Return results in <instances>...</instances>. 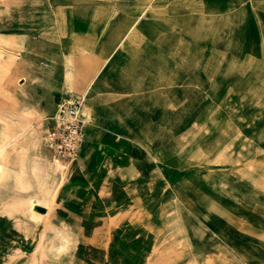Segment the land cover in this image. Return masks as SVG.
<instances>
[{
	"label": "rangeland",
	"instance_id": "374dc122",
	"mask_svg": "<svg viewBox=\"0 0 264 264\" xmlns=\"http://www.w3.org/2000/svg\"><path fill=\"white\" fill-rule=\"evenodd\" d=\"M84 5L101 14V32L105 35L109 29L121 27L115 16L138 11L124 32L126 38L147 11L150 32L153 28L163 30L165 50L158 56L157 52L154 56L149 53V63L161 65L140 67L129 65L137 61L129 60L131 52L122 48L107 60L110 53L105 54L103 40L92 42L67 35L56 23L58 20L48 19L47 27L40 23L36 29L16 34L0 32V214L15 220L33 218L29 215L33 213V200H42L47 206H34L41 212L48 210L35 225H20V233L38 235V241L27 248L34 254L31 261L35 264L47 262L49 237L95 234L96 227L82 226L84 218L93 221L106 217L111 225L96 228L101 235H108L128 222L131 200L127 201L123 189L115 184L106 202L115 210L109 215L97 211L106 205L100 197L104 190L100 187L101 174L94 168L92 156L98 149H107L98 147L103 140L110 135L117 138L116 150L121 154L125 150L119 148L125 144L123 135L143 128V136L138 132L139 140H144L143 150H148L149 168L155 169L163 166L164 154L188 156L193 141L204 137H199L204 131L187 130L190 124L204 122L206 112H219L237 102L221 98V92L233 85L226 82V76L241 69L227 64L241 56L237 51L218 49L219 18L206 8L203 0H85ZM98 54L100 58H94ZM176 62L182 65H174ZM16 63L30 74L23 77L24 83L19 80L22 75L14 70ZM80 65H84L85 75ZM67 92L85 95L86 138L80 154L61 162L50 156L45 132L47 121L55 112L54 98ZM256 101L263 103L264 99ZM157 144L161 150L156 148ZM134 148L138 152L134 149L133 154L140 155L141 146ZM128 160L113 163L123 168L112 170L122 173L118 179L124 177V167L133 165L140 169L139 164ZM165 173L167 185L172 171L165 169ZM165 204L173 208L172 198H166ZM173 213V209L166 211L170 220H166L161 249L150 250V257H164L166 264H172L174 253L182 254L188 246L182 236V240H174L178 235L172 232ZM176 215L179 224V210ZM107 245L101 243L102 251L108 249ZM127 248L122 238L114 250L124 252Z\"/></svg>",
	"mask_w": 264,
	"mask_h": 264
},
{
	"label": "crops",
	"instance_id": "0c3cea01",
	"mask_svg": "<svg viewBox=\"0 0 264 264\" xmlns=\"http://www.w3.org/2000/svg\"><path fill=\"white\" fill-rule=\"evenodd\" d=\"M203 2L219 18L221 46L218 49L237 51L241 56L227 64L241 69L226 76V82L233 85L221 92V98L236 99V105L222 107L219 112H206L204 122L190 124L187 130L204 131L205 134L199 135L204 137L193 141L188 156L164 154L163 166L155 169L149 168L148 150H143L144 140H139L138 132L143 136V128L123 135L125 144L119 148L125 150L121 154H117V138L110 135L103 140L98 147L107 149H98L92 156L93 166L101 174L100 187L104 190L100 197L106 205L97 211L109 215L115 210L106 203L115 184L123 189L125 199L131 200L130 220L108 235H101L96 233V228L109 226L111 222L106 217L93 221L84 218L82 226L96 227L95 234L49 237L45 264H166L164 257H150V250L161 249L159 243L165 240L166 220H170L166 211L171 209L174 211L172 232L178 235L174 240L182 236L183 241L188 242L184 253H174L172 264H264V102L256 101L264 99V86H261L264 84V0ZM84 3L85 0H0V32L16 34L36 29L40 23L47 27L48 19L58 20L56 23L67 35L92 42L103 40L107 48L105 54L110 53L107 60L122 48L131 52L129 60L137 61L129 65H161L149 63L150 51L153 56L157 52L158 56L165 50V40L163 30L153 28L150 32L145 17L147 11L126 38L124 32L138 16V11L115 16L121 21V27L109 29L105 35L101 32V14L94 9L87 10ZM174 65L182 64L176 62ZM80 67L85 75L84 65ZM14 70L22 75L21 83H24V76H30L20 63H16ZM61 94L54 98L55 105ZM56 108L57 105L55 112ZM54 114L49 117L46 130ZM212 115H219V118ZM109 126L112 133L113 126ZM138 146L142 148L140 155H134V147ZM156 148L161 150L159 144ZM129 158L130 163L139 164L141 170L133 165L124 167V177L118 179L121 172H112L118 167L113 163L128 162ZM165 169L172 171L167 185ZM168 197L172 198L173 208L166 207ZM32 209L29 215L33 218L15 220L0 214V264H35L31 261L35 259L34 254L27 248L38 241V235L20 233V225H35L48 210ZM177 210L181 213L179 224ZM122 238L128 248L124 252L115 251V244ZM102 242L108 244L106 251H102Z\"/></svg>",
	"mask_w": 264,
	"mask_h": 264
},
{
	"label": "built area",
	"instance_id": "2783aa9c",
	"mask_svg": "<svg viewBox=\"0 0 264 264\" xmlns=\"http://www.w3.org/2000/svg\"><path fill=\"white\" fill-rule=\"evenodd\" d=\"M84 99L73 93L61 94L56 99V112L45 132V144L56 160H72L81 150L85 139Z\"/></svg>",
	"mask_w": 264,
	"mask_h": 264
},
{
	"label": "bare ground",
	"instance_id": "6f19581e",
	"mask_svg": "<svg viewBox=\"0 0 264 264\" xmlns=\"http://www.w3.org/2000/svg\"><path fill=\"white\" fill-rule=\"evenodd\" d=\"M61 162H62V161H61ZM32 202H33V203H31V207H32V208H34V206L39 205V204H40V205H43V206H46L45 204L41 203L42 200H39V199H37V200H35V201L33 200ZM46 207H47V206H46ZM35 211H36V210H35ZM38 211H39V210H38ZM36 212H37V211H36ZM38 214H41V213H38Z\"/></svg>",
	"mask_w": 264,
	"mask_h": 264
}]
</instances>
